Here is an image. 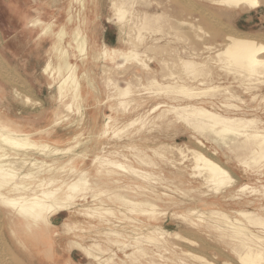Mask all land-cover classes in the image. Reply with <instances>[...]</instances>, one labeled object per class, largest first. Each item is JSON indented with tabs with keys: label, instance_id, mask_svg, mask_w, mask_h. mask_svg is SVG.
I'll use <instances>...</instances> for the list:
<instances>
[{
	"label": "bare ground",
	"instance_id": "bare-ground-1",
	"mask_svg": "<svg viewBox=\"0 0 264 264\" xmlns=\"http://www.w3.org/2000/svg\"><path fill=\"white\" fill-rule=\"evenodd\" d=\"M69 1L68 6L59 8L58 4L54 7L48 5V9L41 11L34 5L33 12L38 16H31L30 21L31 27L38 31L39 40L51 41L42 72L49 80H52L53 84L49 83L51 87L57 82L59 102L64 105L67 113L56 110L55 120L47 123L45 127H37L35 122H31L30 127L27 128V125L19 124L16 120L4 118V114L0 112V207L12 215L9 229L14 242L24 247L30 254L37 255L40 259L45 258L53 264H60L59 258L52 254L51 249L58 244V239L54 238L58 236V227L55 223L63 215H68L63 227L69 231L86 232L91 228L99 230L101 227L108 226L109 234L118 235L120 234L117 231L119 215L125 217L126 211L123 212V209L118 210L109 205L117 201L122 205H132L133 210L130 211H136L145 216L143 219L141 217L132 219L140 227L151 225L149 224L151 221H158L159 207L149 201L150 199L133 201L138 200L139 196L154 199L159 195L156 182L150 181V175L140 168L143 165H154L153 160H146L138 153L126 154V151H140L133 143L138 141L136 135H128L125 145L123 140L115 143L113 137L108 135V131L118 118L113 120L111 116L99 114L103 120L99 127V135L93 143L90 141L96 118L92 113H88L87 109L96 103L98 105L104 103L98 96L100 90L96 83L95 69L97 71L101 69L103 72L117 70L123 78H125L124 75L130 76L138 82L144 80V77L147 78V84H142L144 90L134 91L130 82H127L125 87L114 83L117 96L122 99L131 98L129 103L134 100L131 104L134 105L132 113L139 110L145 103L142 101L145 95L143 92L152 88L154 90L152 97L160 101L151 107L145 117L161 111L157 118L170 124V115H175L179 120L186 121L194 130L199 131L201 135L206 134L207 139L211 138L215 142L220 139L230 149L244 150V154L240 156L241 160H250L258 164L264 159V128L258 126L256 119L224 116L205 108L202 104L204 102L187 106H176L168 102V100H174L175 93L192 99H198L203 95L214 96L220 90L219 86H214L215 83H212L208 90L195 92L190 86L176 85L174 81L172 82L173 74L162 73L157 76L154 68L145 59L148 51L157 47L154 39H150V43H147V40L146 42L139 36L137 42L131 40L127 49L120 46L121 43L117 47H110L101 42V33L96 36L95 22L103 13L102 0ZM177 1L181 2V6L187 7L183 8L189 9L188 16H185L189 19L176 20L172 17L171 27L181 34H184L181 28L186 29L185 36L193 31L197 39L204 41L201 49L188 46L183 51L184 55L179 56L180 64L186 71H197L206 68L210 63L221 62L227 67H233L234 75L241 77L242 82H252L254 78L264 76V38L262 36L237 33L225 27L223 29L227 35L226 46L218 49L216 46L206 45L207 34L203 31L201 35L199 29L202 27L198 26L199 21L209 26L210 24L218 26L220 22L214 14L216 11L230 10L236 13H244L248 9L258 11L264 7V0ZM34 2L38 4L37 0ZM125 5L126 0H110L109 5L111 13L121 23V34L130 35L134 29H144L152 15L143 11L136 13L137 15L130 13V18L127 16L128 10ZM176 5L178 7V4ZM27 7L31 9L28 4ZM160 10L165 11L163 7H160ZM134 20L140 21V26ZM209 33L211 31H208ZM213 54L216 56H212ZM129 64L131 66L127 68ZM194 79L196 78H192V81ZM0 80L9 82L11 85H19L23 87V91L28 90L32 93L29 90L30 87L25 85L18 75H13L8 65L1 60ZM219 80L218 78L217 81ZM14 90L17 100L23 101L24 104L33 103L31 98L19 92L21 90L18 91L15 88ZM3 96L5 95L0 92V100ZM125 103L121 102V104ZM157 110L158 112L154 113ZM143 117L144 115H139L137 119L127 123V126L133 125L138 119L144 120ZM64 125L75 130L68 136L60 137L58 128ZM139 136L138 138L142 141L149 139L144 134ZM228 140L231 144H228ZM118 143L121 145L119 148ZM197 143L204 146L199 139ZM163 147L150 148L153 156L165 157L160 153ZM172 150H174L173 147ZM192 155L196 162L195 169L204 171L200 172L203 174V181L214 185L212 188L216 191L234 182L228 171L217 164L218 162L212 161L197 151H192ZM87 158H89L88 162L84 163ZM166 160L170 165H174V161ZM88 165H91L92 170L87 169ZM162 179L168 182V185L174 186L173 180ZM101 186L107 189L101 190ZM246 189L247 186H242L239 191ZM89 190L93 192L91 201L86 199ZM130 191L135 192V195H132L134 197L129 196ZM234 213L240 219H233L229 214L218 210H194L192 214L206 220L211 219L217 230L231 231L232 236L240 240L242 250L240 259L245 264H264V238L248 230L247 226V224L258 226L264 232V219L248 211ZM80 216L89 220L87 225L77 218ZM219 224H222L225 229ZM171 235L175 238L179 237L178 233L171 234L157 226L148 234H139V239L156 243L165 239V236ZM70 242L83 252L85 257L97 261L98 264L118 257L116 253H112L110 258L102 259L93 251V247H98L96 244L87 246L75 240ZM3 245L0 239V248ZM141 251L145 253L143 249ZM205 263L210 264L206 261ZM0 264L11 263L5 257H0Z\"/></svg>",
	"mask_w": 264,
	"mask_h": 264
},
{
	"label": "rangeland",
	"instance_id": "rangeland-1",
	"mask_svg": "<svg viewBox=\"0 0 264 264\" xmlns=\"http://www.w3.org/2000/svg\"><path fill=\"white\" fill-rule=\"evenodd\" d=\"M37 1L38 4L34 0H0V60L4 64L6 63L12 74L18 75L24 84L30 87L28 89L32 91V93H29L28 90L25 92L23 87L19 85H11L9 82L0 80V92L5 95L0 100V112L4 114V118L16 120L19 124L27 125V128L30 127L31 122H35L37 127H45L47 123L55 120L56 110L67 113L64 105L59 102L57 82L51 87L49 83L53 84L52 80H49L42 72L51 41L49 39L39 40L38 31L31 27L30 21L31 16H38L33 12L32 7L34 5L41 11L48 9V5L54 7L58 4L59 8L68 6L70 1ZM27 4L30 5L31 9L27 7ZM109 5L110 0H102L103 13L95 22L96 36L101 33L102 43H106L110 47H117L121 43L120 46L127 49L131 40L136 41L139 36L145 41L147 40V43L154 39L157 47L149 50L145 59L154 68L157 76L162 73L173 74L172 82L174 81L176 85L190 86L195 92L208 90L212 83H215L214 86L220 87L214 96L203 95L198 99L184 98L175 93L174 100H168L169 103L176 106H187L188 104L204 102L202 103L203 106L211 111L224 116L256 119L258 126L264 128V76L254 78L252 82H242L241 77L234 75L233 67H227L221 62L210 63L206 68L193 72L186 71L180 64L179 56L184 55L183 51L188 46H193L194 49L199 50L203 47L204 42L197 39L193 31L188 32L185 36L186 29L181 28L184 33L181 34L171 27L173 18L176 20L189 19V17H185L189 14V9L183 8L186 7L185 5L182 4L183 6H181V2H176V0H126L125 8L128 10V17L131 18L130 13L137 15L136 13L143 11L152 15L149 24L144 29H136L137 31L134 29L130 35L121 34V23L111 13ZM160 7H163L165 11H161ZM179 13L180 15H178ZM214 14L219 20L220 26H212V24L209 26L202 21L199 23L197 21L199 24L197 25L202 27L199 29L200 34L202 35L203 31L207 34L205 43L208 46H216L218 49H223L226 46L227 35L223 29L225 27L237 33L258 34L264 38V7L258 11L248 9L244 13L228 10L216 11ZM110 17L111 20H109ZM138 20L134 21L140 26L141 22ZM208 31L211 33L208 34ZM212 56L216 55L213 54ZM130 66L129 64L127 68ZM95 73H97V87L100 90L98 96L104 103L102 105L96 103L87 109L88 113H92L96 118L90 141L93 143L99 135V127L103 121L100 115L111 116L113 120L118 118L108 131V135L113 137L115 143L123 140L125 145L128 135H136L138 141L133 143L140 151H126V154L138 153L146 160H153L154 165H143L140 168L150 175V181L156 182L159 195L158 198L154 199L139 196L137 197L138 200L133 201L150 199L149 201L159 207L158 221H151L149 222L151 225L140 227L136 225L134 220L140 217L143 219L145 216L140 215L139 212L130 211L133 210L132 205H122L116 200H114L115 203H109V205L118 210L121 208L123 212L126 211L125 217L119 215L117 231L120 234L118 235L109 234L108 226L101 227L99 230L91 228L90 231L87 230L86 232L69 231L63 227L68 215H63L55 223L58 232L56 229L54 230L58 236L54 238L58 239L59 244H65L66 250L70 252L73 258V261L66 260L63 263L98 264L97 261L85 257V254L70 242L75 240L87 246L96 244L98 247H93V251L102 259L110 258L112 253L118 255L115 259L102 264H206L205 261L210 264H245L240 259L242 253L240 240L234 238L231 231L217 230L211 219L206 220L192 213L194 210H218L229 214L233 219H240L234 212L248 211L264 219V159L260 160L258 164L250 160H241L240 156L244 154V150L241 148L230 149L220 139L217 142L211 138L207 139L206 134L201 135L186 121L179 120L175 115H170V124H166V121L157 118L161 112L157 113L158 110L154 112L157 114L145 117L151 107L160 101L152 97L154 95L152 88L143 92L145 95L142 97L144 99L142 101L145 103L139 110L132 113L134 105L131 104L134 100L129 103L131 98L122 99L117 96L114 83H119L125 87L126 83L130 82L134 91L136 89L144 90L142 84H147L146 77L138 82L131 79L130 76L124 75L125 78H123L119 71L113 69L108 72L95 69ZM192 78L196 79L192 81ZM218 78L219 81H217ZM14 88L18 91L21 90L19 92L23 93V96L31 98L33 103L24 104L23 101L17 100L14 96L16 92ZM123 101L126 103L121 104ZM139 115H144V120L138 119L133 125L127 126V123L137 119ZM74 130L75 128H70L67 125L61 126L58 128V136H68ZM142 134L149 139L140 140L138 136H142ZM197 139L201 140L204 146L198 144ZM227 142L231 144L229 140ZM163 145L165 146L163 147ZM120 146L119 144L117 147ZM158 147H163L160 149V153L166 158L153 156L150 148ZM120 150L122 149L120 148ZM192 151L200 152L212 161L218 162L217 164L228 171L234 182L229 186H223L219 191L212 188L214 185L205 183L202 178L203 174H200L203 170L195 169L196 162ZM88 159L84 163H87ZM166 159L174 161V165H170ZM121 161L125 163L124 160ZM87 169L92 170L91 165H88ZM162 178L173 180L174 186L168 185V182H164ZM242 186H247V189L239 191ZM106 189L105 186H101V190ZM95 190L97 191L96 188ZM92 193V190H89L86 198L88 201H91ZM132 195H135V192L130 191L129 196ZM84 203L86 204V202ZM0 213V239L4 243L0 248V257H5L11 264H33L30 261L33 260L32 257L27 258L29 252L14 242V238L11 237L9 225L12 215L8 214L2 207H0ZM77 218L85 225L89 221L85 217ZM13 219L15 220V218ZM132 219L134 220L132 221ZM157 226L171 234L178 233L179 237L165 236V239L156 243H148L139 239V234H148ZM219 226L225 229L222 224ZM247 226L248 230L264 238L262 228L248 224ZM136 237L137 239H135ZM142 249L145 253L141 251ZM42 251H44L43 248ZM197 257L199 258L197 259ZM41 260L51 263L45 258Z\"/></svg>",
	"mask_w": 264,
	"mask_h": 264
},
{
	"label": "crops",
	"instance_id": "crops-1",
	"mask_svg": "<svg viewBox=\"0 0 264 264\" xmlns=\"http://www.w3.org/2000/svg\"><path fill=\"white\" fill-rule=\"evenodd\" d=\"M52 251V254L56 257L59 258V263L60 264H64L63 262H65L66 260H69L70 262L73 261V258L70 254V252L68 250H66V247H65V244H59L56 245L55 247H53L51 249ZM28 254V253H27ZM30 257H32L33 260H30L33 264H53V263H49V262H45L41 259H39L37 257V255H34V254H28L27 255V258L30 259Z\"/></svg>",
	"mask_w": 264,
	"mask_h": 264
}]
</instances>
